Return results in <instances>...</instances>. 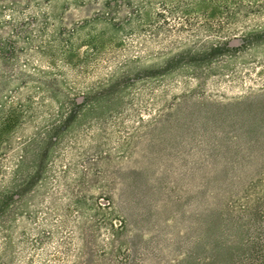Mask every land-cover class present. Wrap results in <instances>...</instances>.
I'll return each instance as SVG.
<instances>
[{
    "label": "rangeland",
    "instance_id": "1",
    "mask_svg": "<svg viewBox=\"0 0 264 264\" xmlns=\"http://www.w3.org/2000/svg\"><path fill=\"white\" fill-rule=\"evenodd\" d=\"M104 1L19 0L20 37L0 25V104L31 95L0 131V187L31 176L0 264H229L264 173V0Z\"/></svg>",
    "mask_w": 264,
    "mask_h": 264
},
{
    "label": "trees",
    "instance_id": "2",
    "mask_svg": "<svg viewBox=\"0 0 264 264\" xmlns=\"http://www.w3.org/2000/svg\"><path fill=\"white\" fill-rule=\"evenodd\" d=\"M0 0V15L5 14L13 16V20L6 21L0 20V25L6 23L10 28V34L14 37H20V34L25 30V23L16 20V16L22 14L24 9L28 6H21L19 0ZM27 3V2H26ZM28 5V4H27ZM120 4L115 0H105L101 2L100 14L111 15L116 14L119 10ZM15 16V17H14ZM15 20V21H14ZM28 36L24 38L26 40ZM238 39H234V42L230 43L233 46L237 44ZM242 41V39H239ZM12 40L10 37L0 36V65L5 64L8 59L9 51H11ZM10 49V50H9ZM13 49V48H12ZM17 77L20 79L21 86H26L27 80L21 79L25 74L18 70L16 71ZM41 91H47L54 93L57 85L54 78L41 79L38 81ZM38 89L39 87H35ZM31 95H28L24 101H20L17 106L12 107L10 104H0V131L6 129L11 123L16 121L17 113L19 111H26L31 106ZM77 102V100H74ZM51 131V129H49ZM50 138L51 132L44 134L42 139ZM56 136L53 137V140ZM24 160L21 159L18 163H15L14 169L10 174V177L0 187V223L5 221L8 217L6 214L10 207H13L17 202L19 193L22 187L28 183L31 179L30 173L25 170L23 171ZM257 190L253 195L247 193L243 195V203L241 204V216L240 224L243 227L245 236L240 243V253L237 259L231 261L229 264H264V173L259 176L256 180Z\"/></svg>",
    "mask_w": 264,
    "mask_h": 264
}]
</instances>
